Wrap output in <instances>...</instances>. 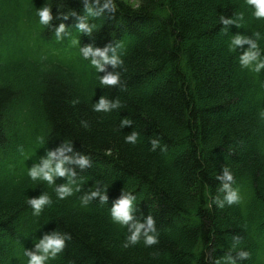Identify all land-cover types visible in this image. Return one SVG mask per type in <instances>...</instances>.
I'll return each mask as SVG.
<instances>
[{"label":"trees","instance_id":"16d2710c","mask_svg":"<svg viewBox=\"0 0 264 264\" xmlns=\"http://www.w3.org/2000/svg\"><path fill=\"white\" fill-rule=\"evenodd\" d=\"M117 3L115 13L88 17L83 0H0V264H25L23 250L36 252L53 233L65 247L49 264H210L226 254L237 264H264V69L241 65L250 45L230 48L235 35L264 37V21L244 0H141L136 10ZM45 4L53 20L41 25L35 9ZM221 16L238 23L224 25ZM81 17L96 25L90 35L77 29ZM116 44L123 45L120 83L101 86L106 73H96L81 49ZM101 96L119 98L121 107L93 111ZM124 118L133 123L121 128ZM133 130L141 135L135 145L124 140ZM65 141L67 155L91 163L68 165L83 182L60 199L55 188L67 177L49 185L27 169ZM226 166L243 200L209 208L211 195L223 199L215 177ZM105 184L107 201L83 203ZM125 191L136 197V221L154 218L157 243L130 244L129 226L113 221ZM45 193L51 204L35 216L27 201ZM235 237L240 244L230 251Z\"/></svg>","mask_w":264,"mask_h":264},{"label":"clouds","instance_id":"9594fccd","mask_svg":"<svg viewBox=\"0 0 264 264\" xmlns=\"http://www.w3.org/2000/svg\"><path fill=\"white\" fill-rule=\"evenodd\" d=\"M85 11L88 17H99L104 14L105 9L111 13L118 11L117 0H83ZM128 5L133 9H139L141 0H127ZM244 7L251 10V14L255 19L264 21V0H244ZM74 11L69 13H61L56 18L68 19L69 16L75 15ZM35 15L39 18L41 25H47L53 20L52 5L45 4L44 6L35 9ZM240 19H243L244 13L238 14ZM221 22L224 25L238 23L236 19L221 16ZM77 29L82 33L91 34L96 25H90L86 17H81L76 25ZM66 25L61 23L56 29L57 36L65 31ZM227 31V29H225ZM256 39H252L246 35H235L231 39L230 48L235 51L237 46L245 44L250 45L244 53L240 56L239 60L243 67L250 68L253 73H259L264 69V55H261L262 48L260 41L264 40L259 32L255 33ZM123 45L116 44L108 45L103 48L93 47L88 45L81 49L85 58L91 57L90 66L95 69L96 73L105 72L103 76H98L99 84L101 86H116L120 83V72L115 71L123 64L122 54L120 49ZM111 65L114 71H107V66ZM78 101H74L77 103ZM121 107L119 98L112 100L107 96H101L98 102L92 104V109L95 112L110 113ZM84 127H88L86 122H82ZM133 121L129 118H124L120 122V127L129 126ZM126 143L135 145L141 140V135L138 131L133 130L130 134L124 137ZM40 143H43L41 138ZM160 147V142L157 140L152 141V151ZM164 150L163 148L161 149ZM72 152V144L70 141H65V144L54 151H48L45 157L41 158V162L35 164L30 169H27V175L33 181H46L49 185H53L57 177H67V183L62 184L55 188V191L60 199H65L75 191H79L80 184L83 182L77 181L76 171L68 165L76 164L81 169L90 166V158L87 155H67L66 153ZM111 155V149L108 150ZM217 180L222 181L219 191L223 193V199L217 195H211L208 202V207L211 208L213 204L223 208L226 204L231 206L239 204L243 200L242 187L236 184L234 174L229 167H224L223 175H216ZM107 188L105 184L104 190H92L88 195L84 196L83 203L87 204L93 197L99 196L102 201H107ZM34 209V215L39 216L46 206L51 204V198L48 194H42L38 198H30L27 201ZM136 211V197L130 191H125L119 198L114 207L111 209V217L114 222L118 223L121 227L129 226L131 235L127 237V242L135 244L141 241L146 245H152L158 242V230L154 218L149 215L145 222L136 221L134 212ZM130 222H132L130 224ZM240 244V238L233 239L231 250H235ZM128 246V244H125ZM65 247V238L59 233L45 235L43 239L36 243V252L23 250L24 257H28L25 264H49V261L56 258ZM237 255L241 259H246L249 256L247 251H239ZM210 264H237L236 258L231 254L224 256H210Z\"/></svg>","mask_w":264,"mask_h":264},{"label":"rangeland","instance_id":"374dc122","mask_svg":"<svg viewBox=\"0 0 264 264\" xmlns=\"http://www.w3.org/2000/svg\"><path fill=\"white\" fill-rule=\"evenodd\" d=\"M123 1H125L127 3V0H123Z\"/></svg>","mask_w":264,"mask_h":264}]
</instances>
